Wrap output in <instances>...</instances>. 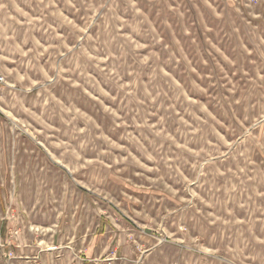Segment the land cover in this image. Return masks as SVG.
Listing matches in <instances>:
<instances>
[{
    "label": "rangeland",
    "instance_id": "rangeland-1",
    "mask_svg": "<svg viewBox=\"0 0 264 264\" xmlns=\"http://www.w3.org/2000/svg\"><path fill=\"white\" fill-rule=\"evenodd\" d=\"M0 73V264H264V0H0Z\"/></svg>",
    "mask_w": 264,
    "mask_h": 264
},
{
    "label": "crops",
    "instance_id": "crops-1",
    "mask_svg": "<svg viewBox=\"0 0 264 264\" xmlns=\"http://www.w3.org/2000/svg\"><path fill=\"white\" fill-rule=\"evenodd\" d=\"M9 203H12L11 200L5 201L4 203H2V201H1V204H0V214H1V215H3V213H4V212H3V207H4L5 205L7 206ZM22 208H23V207H22ZM22 208H21V209H18L19 213H21V211L25 213V211L22 210ZM15 212H16V210H15Z\"/></svg>",
    "mask_w": 264,
    "mask_h": 264
},
{
    "label": "built area",
    "instance_id": "built-area-1",
    "mask_svg": "<svg viewBox=\"0 0 264 264\" xmlns=\"http://www.w3.org/2000/svg\"><path fill=\"white\" fill-rule=\"evenodd\" d=\"M255 3H259L261 0H252ZM5 83V77L0 73V87Z\"/></svg>",
    "mask_w": 264,
    "mask_h": 264
}]
</instances>
